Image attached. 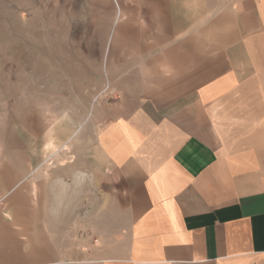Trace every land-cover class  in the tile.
<instances>
[{
    "label": "crops",
    "instance_id": "1",
    "mask_svg": "<svg viewBox=\"0 0 264 264\" xmlns=\"http://www.w3.org/2000/svg\"><path fill=\"white\" fill-rule=\"evenodd\" d=\"M145 1H155L142 10L149 32L170 22L155 17L167 19L172 0ZM212 1L222 5L204 30L132 47L168 72L148 89L153 110L92 130L99 159L35 175L34 213L28 162L4 152L0 264H264V0ZM87 131L76 129V145L91 146Z\"/></svg>",
    "mask_w": 264,
    "mask_h": 264
},
{
    "label": "rangeland",
    "instance_id": "2",
    "mask_svg": "<svg viewBox=\"0 0 264 264\" xmlns=\"http://www.w3.org/2000/svg\"><path fill=\"white\" fill-rule=\"evenodd\" d=\"M182 1L172 0L175 8L167 19L155 17L170 22L157 21L149 32L142 16L155 1L0 0V158L10 151L11 158L27 160L29 213L37 206V187L42 188L35 175L51 180L58 161L67 164L84 154L99 159L93 131L138 106L153 110L148 89L158 74L168 72L149 69L148 61L158 56L133 51L138 44L148 46L151 34L187 26L189 37L204 30L222 5ZM138 7L140 20L132 26V11ZM80 127L91 129L85 135L90 147L76 145L82 131L74 133Z\"/></svg>",
    "mask_w": 264,
    "mask_h": 264
}]
</instances>
